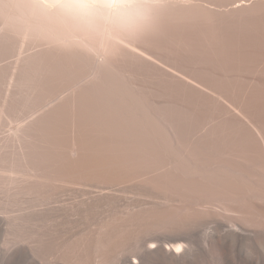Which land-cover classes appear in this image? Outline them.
<instances>
[{
	"label": "bare ground",
	"instance_id": "obj_1",
	"mask_svg": "<svg viewBox=\"0 0 264 264\" xmlns=\"http://www.w3.org/2000/svg\"><path fill=\"white\" fill-rule=\"evenodd\" d=\"M74 2L0 0V212L12 236L67 264L116 263L149 238L129 264H187L180 236L219 223L206 244L216 264L234 241L258 264L264 0H131L145 12L134 26L106 14L116 0H88L91 13ZM66 188L98 191L62 200ZM67 215L86 226L60 242L51 221ZM161 233L180 236L160 245Z\"/></svg>",
	"mask_w": 264,
	"mask_h": 264
},
{
	"label": "rangeland",
	"instance_id": "obj_2",
	"mask_svg": "<svg viewBox=\"0 0 264 264\" xmlns=\"http://www.w3.org/2000/svg\"><path fill=\"white\" fill-rule=\"evenodd\" d=\"M16 56L17 55L14 54L11 56V58L9 57V60L6 59V61L8 62L10 60L11 61L15 60L17 58ZM4 62H2V63L4 64ZM8 129H9V127H3V129L0 130V133L2 134L4 131H7ZM91 190H93V189L66 188L62 192L61 199L62 200H68V198L72 199V197L74 198L76 196H79L81 193L89 192ZM93 191L95 192L98 190L94 189ZM121 194L122 193H116V195H115V198L119 200L120 205H124L128 202H132L133 200H136V198H130L131 197L130 194L129 195H123V194L121 195ZM9 215L10 214H5V213L0 212V264H67V263L61 261L60 259H57L55 257V255L52 256V255L48 254V256H47V254L42 255L41 253H36V249L34 248V246L32 245V243L30 241L22 240V239L13 237L12 233L10 231V226L8 224V221H10V220H8V218L10 217ZM67 216H63V218L60 216L62 219L58 216V219L56 217V218H54L53 221H51L52 223L50 222L53 227L55 225V227H54L55 229L52 226H51V228H53L52 230H54L55 232H57L59 234V235L58 234L57 235H58V238L60 237V239H61L60 242L65 241V239H68V240L74 239V237L78 234V232H80L82 229H85V226H86L83 222L79 221L80 219L78 220V217H75V216L72 217L71 215L70 216L67 215ZM220 221H223V220L221 219ZM209 223L210 222H208V224L203 223V225H206V226L209 225L208 227L204 226L205 227L204 228L203 225H201V227L200 226L197 227L195 230H193V234L191 231V233H189V235L192 234V235H190L191 237H189V235L180 236L179 234H172L169 236L167 234L161 233L163 237H160L161 234L158 235L159 238L158 239L156 238L157 244L162 245L164 243L163 245H166L165 242L172 243L175 239H178L180 236L182 239H186L184 243L186 245V241H187V245L189 244L188 249L189 250L191 249L189 252L190 254L188 255L187 262H186L187 264L188 263L189 264H216V261L207 252L206 244H207V240H209L211 238V236H213L215 233H217V232L220 233L221 229L217 228L219 223L218 224L217 223H214V224L211 223L213 229H211L212 227ZM49 224H48V227H50ZM223 224H224V226L227 225V223H225V222H223L222 225ZM223 228L225 229V227H223ZM57 229H58V231H57ZM215 229L217 230V232ZM219 230H220V232H219ZM176 237H178V238H176ZM183 237H186V238H183ZM15 238H16V240H15ZM173 238H175V239H173ZM148 239L149 238L143 239L144 241L141 240L140 243H133L132 244L133 246H130L131 251H129V248H128L127 252L125 254H130V252H131V255H133V253H135V255H136L137 252L135 250V245H137V244H140V245L144 244L143 246L141 245V249H143V251L147 250L146 247H144V246L149 245L148 243L150 240H148ZM146 240H148V241H146ZM158 240H159V242H158ZM163 240L165 242H163ZM171 240H173V241H171ZM56 241L58 242V239ZM156 241H152V243H154ZM235 242L236 241L228 242V244L225 245L224 249L220 253V257L218 258V261H220V264L221 263L222 264H252L250 259H249V255H250L249 250H247L246 246L244 244H242V242H236V243ZM150 243H151V241H150ZM142 247H144V248H142ZM132 249H134L135 252L132 253V251H133ZM143 251H141V252H143ZM125 254L124 253L121 254V256H123V257H121V256H120L121 258L118 257L119 260L116 259L115 260L116 263H114V261H113L111 264H113V263L114 264H125L126 262L129 264V261L133 260V257L131 255H129L128 256L129 258H128L125 256ZM256 257H257V254H254L255 263L264 264V252L260 256H258V258L260 257L259 260H257L258 262H256ZM159 260L160 259H158V260L154 259L152 262H153V264H163L164 261L160 260V261H162V262H160ZM152 262L151 261L149 263L147 262V264H152Z\"/></svg>",
	"mask_w": 264,
	"mask_h": 264
},
{
	"label": "clouds",
	"instance_id": "obj_3",
	"mask_svg": "<svg viewBox=\"0 0 264 264\" xmlns=\"http://www.w3.org/2000/svg\"><path fill=\"white\" fill-rule=\"evenodd\" d=\"M116 3L118 6L115 9L107 8L105 10L106 14L110 15L115 23L123 26H134L144 19V9L132 5L131 0H116ZM69 7L83 13L92 12V9L88 6V0H76Z\"/></svg>",
	"mask_w": 264,
	"mask_h": 264
}]
</instances>
